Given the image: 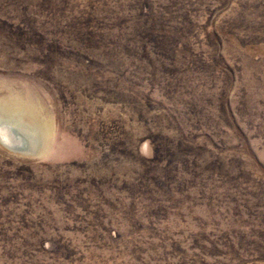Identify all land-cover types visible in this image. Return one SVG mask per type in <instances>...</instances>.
<instances>
[{
	"label": "rangeland",
	"instance_id": "374dc122",
	"mask_svg": "<svg viewBox=\"0 0 264 264\" xmlns=\"http://www.w3.org/2000/svg\"><path fill=\"white\" fill-rule=\"evenodd\" d=\"M0 264H264V0H0Z\"/></svg>",
	"mask_w": 264,
	"mask_h": 264
},
{
	"label": "bare ground",
	"instance_id": "6f19581e",
	"mask_svg": "<svg viewBox=\"0 0 264 264\" xmlns=\"http://www.w3.org/2000/svg\"><path fill=\"white\" fill-rule=\"evenodd\" d=\"M25 106V105H24ZM4 130V129H3ZM4 137H5V135H4ZM8 142H6L7 144H8V146L9 147H11V148H14V149H23V148H25V146L24 145H20L19 143H17V142H14L13 141V139H10V138H7L6 139Z\"/></svg>",
	"mask_w": 264,
	"mask_h": 264
},
{
	"label": "water",
	"instance_id": "95a60500",
	"mask_svg": "<svg viewBox=\"0 0 264 264\" xmlns=\"http://www.w3.org/2000/svg\"><path fill=\"white\" fill-rule=\"evenodd\" d=\"M9 148L12 149V150H17V149L11 148V147H9Z\"/></svg>",
	"mask_w": 264,
	"mask_h": 264
}]
</instances>
